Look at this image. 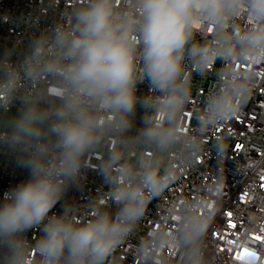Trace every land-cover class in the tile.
Returning <instances> with one entry per match:
<instances>
[{"label":"clouds","instance_id":"1","mask_svg":"<svg viewBox=\"0 0 264 264\" xmlns=\"http://www.w3.org/2000/svg\"><path fill=\"white\" fill-rule=\"evenodd\" d=\"M71 15L72 28L59 27L51 38L36 37L23 70L29 77L42 70L59 72L55 101L29 98L0 133V152L11 157L15 169L27 172L0 199V249L8 253L6 264H31L33 253L42 264H107L173 175L145 159L139 162L142 179L134 183L137 162L120 165L122 154L115 151L101 173L110 183L119 166L116 207L99 201L90 218L79 219L68 202L62 213H53L66 191L78 186L86 152L106 132L131 131L138 109L147 118L130 142L160 153L182 143L198 152L199 138L185 140L180 121L193 95L186 71L194 65L191 79L196 80L199 72L225 57L242 63L264 57V0H138L130 15H117L113 0H88ZM241 15L251 17L252 25L229 31V22ZM197 25L212 29L214 39L207 44L194 39ZM19 75L13 66L0 83L9 96L15 94ZM226 81L216 93L205 86L207 100L199 121L204 134L234 117L252 95L251 76L234 72ZM144 83L158 95L141 96L139 85ZM226 147L217 145L220 151ZM211 215L186 201L174 234L150 237L140 245L142 254L171 242L184 250L187 264H204L201 244L209 234ZM30 232L37 239L29 248L25 237ZM249 251L252 255L240 264H264V247Z\"/></svg>","mask_w":264,"mask_h":264},{"label":"built area","instance_id":"2","mask_svg":"<svg viewBox=\"0 0 264 264\" xmlns=\"http://www.w3.org/2000/svg\"><path fill=\"white\" fill-rule=\"evenodd\" d=\"M88 0H0V83L7 79L13 66L20 71L19 85L9 96L0 88V133L8 113L21 112L29 98L45 96L55 101L54 93L61 85L60 73L42 70L29 77L23 70L32 53V44L40 34L50 38L59 27L72 28L71 13ZM138 0H113L117 15L133 14ZM253 23L251 17L241 15L229 22L228 30H246ZM212 29L197 25L194 39L209 43L214 39ZM195 66L185 75L189 78L193 95L180 117L185 140L199 138L200 148L192 153L180 143L170 151L160 153L155 149L130 142V137L143 127L147 113L137 110L135 127L127 133L106 132L100 141L83 157L81 180L70 187L62 200L52 209L60 214L66 203H72L79 219L90 218L94 205L103 201L109 208L116 207L114 192L119 180V166L106 183L101 169L109 156L120 151V165L137 162L134 183L139 182L143 170L139 162L151 160L162 171L173 175L166 191L151 202L137 228L129 235L107 264H187L185 252L169 242L145 256L140 245L155 234L171 236L177 230V215L186 201L201 214L210 212V231L201 244L204 264H240L239 255L244 249L264 247V57L247 63L225 57L210 70H202L192 80ZM251 76L253 92L247 104L230 120L209 134L199 126L202 105L206 103L205 86L209 93L221 91L231 73ZM158 95L146 83L139 85V94ZM47 107V105H42ZM103 119V116L101 117ZM226 144L225 150L217 149ZM191 153V155H190ZM27 177V172L15 169L11 157L0 152V199L4 191ZM231 225V226H230ZM26 247H31L37 237L28 233ZM8 253L0 249V264H6ZM31 264H42L33 253Z\"/></svg>","mask_w":264,"mask_h":264},{"label":"rangeland","instance_id":"3","mask_svg":"<svg viewBox=\"0 0 264 264\" xmlns=\"http://www.w3.org/2000/svg\"><path fill=\"white\" fill-rule=\"evenodd\" d=\"M19 112H15V111H12L10 113L7 114L6 118H5V122H4V130H6L8 128V125H9V119L10 117L13 115V114H18Z\"/></svg>","mask_w":264,"mask_h":264},{"label":"snow or ice","instance_id":"4","mask_svg":"<svg viewBox=\"0 0 264 264\" xmlns=\"http://www.w3.org/2000/svg\"><path fill=\"white\" fill-rule=\"evenodd\" d=\"M230 226H231V225H230ZM246 255L250 256V255H252V253H251L249 250L244 249V250L242 251V254L239 255V259H244V257H245Z\"/></svg>","mask_w":264,"mask_h":264}]
</instances>
